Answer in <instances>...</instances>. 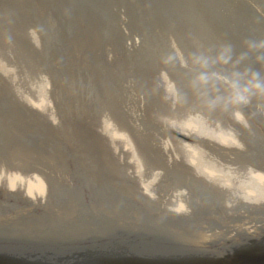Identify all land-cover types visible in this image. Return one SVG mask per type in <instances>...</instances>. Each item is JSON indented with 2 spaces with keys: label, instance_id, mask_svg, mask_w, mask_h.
<instances>
[{
  "label": "water",
  "instance_id": "1",
  "mask_svg": "<svg viewBox=\"0 0 264 264\" xmlns=\"http://www.w3.org/2000/svg\"><path fill=\"white\" fill-rule=\"evenodd\" d=\"M0 264H264V0H0Z\"/></svg>",
  "mask_w": 264,
  "mask_h": 264
},
{
  "label": "flooded vegetation",
  "instance_id": "2",
  "mask_svg": "<svg viewBox=\"0 0 264 264\" xmlns=\"http://www.w3.org/2000/svg\"><path fill=\"white\" fill-rule=\"evenodd\" d=\"M187 224L189 225H184L187 229L182 230L181 228H179L183 234L188 236L190 234H194V233L201 231L200 224L197 221H191L190 223H187ZM223 227L224 225H221V226L219 225V228H223Z\"/></svg>",
  "mask_w": 264,
  "mask_h": 264
}]
</instances>
